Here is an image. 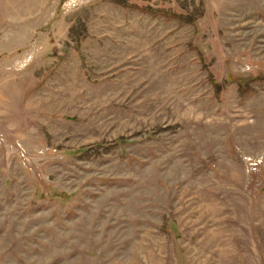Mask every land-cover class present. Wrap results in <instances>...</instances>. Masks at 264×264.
I'll return each mask as SVG.
<instances>
[{"label":"rangeland","instance_id":"1","mask_svg":"<svg viewBox=\"0 0 264 264\" xmlns=\"http://www.w3.org/2000/svg\"><path fill=\"white\" fill-rule=\"evenodd\" d=\"M0 264H264V0H0Z\"/></svg>","mask_w":264,"mask_h":264}]
</instances>
